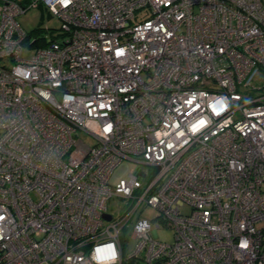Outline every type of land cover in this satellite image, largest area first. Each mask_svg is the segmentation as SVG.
I'll return each instance as SVG.
<instances>
[{
	"label": "built area",
	"instance_id": "2783aa9c",
	"mask_svg": "<svg viewBox=\"0 0 264 264\" xmlns=\"http://www.w3.org/2000/svg\"><path fill=\"white\" fill-rule=\"evenodd\" d=\"M0 264H264L262 0H0Z\"/></svg>",
	"mask_w": 264,
	"mask_h": 264
},
{
	"label": "rangeland",
	"instance_id": "374dc122",
	"mask_svg": "<svg viewBox=\"0 0 264 264\" xmlns=\"http://www.w3.org/2000/svg\"><path fill=\"white\" fill-rule=\"evenodd\" d=\"M262 3L264 5V0H262ZM140 14L142 16V11H140ZM17 20L20 24V26L26 31L29 35H31V39L34 37H46L49 39V36L46 35L45 29H52V31H56L60 27V20L55 16H50L45 10L42 8H29L24 13L20 14L17 17ZM33 54V50L29 51L27 49L23 52V58L29 59ZM77 136L82 139L85 143L88 145L93 144V139L85 134L83 131H78ZM137 168V165L133 162H131L128 159H123L113 170L110 182L114 183L118 181L120 178L127 177L128 174L133 173ZM127 201L121 197H115L112 198L108 202V208L109 213L113 215H119L122 213L123 209L126 207ZM182 212H188L189 206L181 207ZM145 215L148 218H151L152 216H155V212H152L151 210L144 211ZM161 240L172 242L173 241V232L171 230L162 229L159 230L158 233ZM37 237L39 235L37 234ZM135 245V240L129 241V248H133Z\"/></svg>",
	"mask_w": 264,
	"mask_h": 264
},
{
	"label": "water",
	"instance_id": "95a60500",
	"mask_svg": "<svg viewBox=\"0 0 264 264\" xmlns=\"http://www.w3.org/2000/svg\"><path fill=\"white\" fill-rule=\"evenodd\" d=\"M105 216H106V218H107V219H109V218H110V217H109V215H105Z\"/></svg>",
	"mask_w": 264,
	"mask_h": 264
}]
</instances>
